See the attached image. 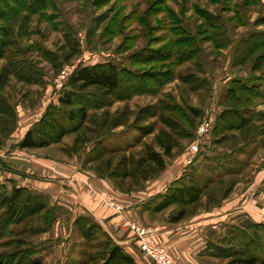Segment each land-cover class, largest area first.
I'll return each instance as SVG.
<instances>
[{
	"label": "rangeland",
	"instance_id": "rangeland-1",
	"mask_svg": "<svg viewBox=\"0 0 264 264\" xmlns=\"http://www.w3.org/2000/svg\"><path fill=\"white\" fill-rule=\"evenodd\" d=\"M22 1L15 17L0 18V27L9 32L7 55L0 61V93L16 114L15 123L0 116V148L14 142L10 157L0 154V183L10 191L14 185L39 182L53 192L56 177L68 179L69 174L86 180L96 174L124 196L151 193L168 178V187L194 179L206 187L187 217L171 220L176 205L162 215L168 223H187L216 212L237 188L244 193L246 183L264 169V0ZM35 4V9L44 8L32 13L27 8ZM69 36L80 44L78 55L72 56ZM104 61L156 73L165 84L149 93L135 92L128 84L110 95L99 93L80 133L41 148H19L25 129L50 104H58L72 71ZM235 79L260 89L250 94L233 90ZM238 111L251 118L243 128L235 118ZM225 112L229 123L233 116V126L221 121L215 130ZM206 118L210 126L201 135ZM221 126L230 128L220 132ZM165 133L174 139L173 156L164 171L144 180L139 159L149 149L162 152L158 138ZM43 194L49 197L48 210L10 225L8 236L0 206V264H100L103 238H84L69 208ZM110 195L122 204L117 194ZM137 260L146 264L141 251ZM213 263L239 264L230 257Z\"/></svg>",
	"mask_w": 264,
	"mask_h": 264
},
{
	"label": "trees",
	"instance_id": "trees-1",
	"mask_svg": "<svg viewBox=\"0 0 264 264\" xmlns=\"http://www.w3.org/2000/svg\"><path fill=\"white\" fill-rule=\"evenodd\" d=\"M3 2L5 6H0V18L15 17V7L22 6L24 1L0 0V3ZM37 6L39 4L32 5L27 9L32 10V13H36L44 8L38 7L35 9ZM8 33L3 26L0 27V61L7 55L6 35ZM68 39L72 44L71 48L74 50L72 56L78 55L80 44L75 40L72 41L70 36ZM57 66L60 69L61 65ZM127 84L135 92L149 93L158 89L157 87L164 85L165 82L156 73L135 72L128 68L119 67L111 61L78 66L69 75L59 96L58 104L52 103L47 107L41 118L26 131L23 138L17 143V146L21 149L41 148L61 142L69 134L80 133L88 121L89 109L94 107L92 105L94 102L92 103V101L99 100V93L110 95L119 91ZM255 86L253 87L245 81L242 82L240 79H235L232 83L233 90L237 88L249 94L252 91L260 89ZM228 115L227 112L219 115L215 130H218L221 121L229 126H233V116L229 118V123L228 119L226 120V116ZM236 115L237 117L235 116V118L237 122L239 121L240 128L247 126L251 121L250 117L242 115L239 111ZM0 116L11 117L13 122H16L13 106L1 93ZM229 128L221 126L220 132L226 131ZM158 140L162 152L149 149L147 154L139 159L138 168L144 180H148L155 174L164 171L167 164L166 159L173 156L175 145L173 137L165 133V136H159ZM78 143L79 137L76 138L75 145ZM133 172V170L128 171L126 176H129ZM6 187L4 183H0V206L5 208L3 228L4 234L8 236L12 233L8 229L10 225H18L41 216L48 210L50 203L48 195L35 192L26 186L14 185L11 191ZM205 187L206 183L200 184L194 179H191L188 183H179L168 187L164 193L158 195L161 200L155 206V210L162 211L176 205L179 207V210L171 220L173 222H180L187 217L188 208L199 203L204 194ZM255 225L263 231L262 242L252 241L254 244H247V247L225 249L227 250L226 256L230 257L235 263H264V222L256 223ZM75 226L78 227L81 235L88 240L103 238L98 243V247L103 248L100 250L101 253H99L100 264H138L136 259L125 251L104 227L90 215L82 214L78 216L75 220Z\"/></svg>",
	"mask_w": 264,
	"mask_h": 264
},
{
	"label": "crops",
	"instance_id": "crops-1",
	"mask_svg": "<svg viewBox=\"0 0 264 264\" xmlns=\"http://www.w3.org/2000/svg\"><path fill=\"white\" fill-rule=\"evenodd\" d=\"M29 127L25 129L23 136ZM12 144L13 141L0 148V154H7L6 157H10L12 152L9 150L14 149ZM56 178L59 179L53 185L55 188L53 192L48 191L49 187L46 183L38 182L34 185L25 183L23 186L32 190L34 187L40 193L42 191L52 194L55 203L69 208L73 223L77 216L85 213L93 217L125 251L136 259L137 263L140 249L131 232L121 226L124 217L140 224L148 222L150 225L158 226L160 233L157 240L180 258L183 264H214L216 259L221 261L227 258L226 248L240 249L247 244H254L252 241H263V231L255 224L263 222L260 214L264 206V169L258 171L253 179L246 183L248 187L244 193L239 194L243 187L237 188L233 197L216 212L197 221L173 224L168 223L162 216L170 207L162 211L155 210V206L161 200L158 195L167 190L169 178V182L159 185L151 193L145 195L136 193L129 196H124L120 192L118 194L113 190L110 181L96 174L89 180L73 174H69L68 179ZM115 193L125 206L122 213L109 208L102 200V194L116 195ZM59 197L62 199H58ZM151 198L154 200L151 201ZM60 219L59 217L58 220ZM217 250L223 252L219 253Z\"/></svg>",
	"mask_w": 264,
	"mask_h": 264
},
{
	"label": "built area",
	"instance_id": "built-area-1",
	"mask_svg": "<svg viewBox=\"0 0 264 264\" xmlns=\"http://www.w3.org/2000/svg\"><path fill=\"white\" fill-rule=\"evenodd\" d=\"M209 126V118H206L201 126L200 134L203 135ZM103 201L118 213H122L125 210V206L116 203L114 197L110 194L103 197ZM260 218L264 222V217ZM121 226L129 230L136 237L137 244L146 264H178L168 249L163 244L158 243V226L149 225L148 227H144L136 221L126 219L125 217L122 220Z\"/></svg>",
	"mask_w": 264,
	"mask_h": 264
}]
</instances>
